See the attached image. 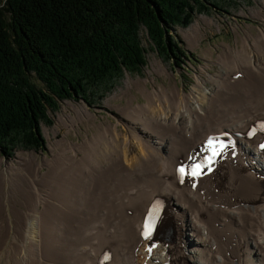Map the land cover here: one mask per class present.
Here are the masks:
<instances>
[{"label":"bare ground","instance_id":"1","mask_svg":"<svg viewBox=\"0 0 264 264\" xmlns=\"http://www.w3.org/2000/svg\"><path fill=\"white\" fill-rule=\"evenodd\" d=\"M259 33L247 35L243 49L227 52L219 61L221 75L201 77L190 93L175 86L148 94L146 84H137L150 105L152 97L159 101L151 112L143 108L141 119L129 115L143 136L137 138V149V129L128 128L129 159L119 160L122 140L116 138V148L100 132L83 161L66 163L65 149L44 174L43 165L35 163L19 169L22 180L0 173V264H98L106 252L113 258L110 264H162V259L172 264H264V160L255 150L262 136L239 138L240 155L210 176L183 182L176 176V166L204 148L208 136L245 134L264 121V31ZM248 48L259 59L253 61ZM224 98L236 103L230 114ZM177 105L182 110L176 118ZM147 114L154 119H144ZM102 158L104 164L98 161ZM87 163H97L90 165L91 174ZM75 168L81 171L77 192L71 187ZM156 198L168 208L162 233L168 247L155 240L160 246L147 261L145 242L135 263L142 218Z\"/></svg>","mask_w":264,"mask_h":264},{"label":"trees","instance_id":"2","mask_svg":"<svg viewBox=\"0 0 264 264\" xmlns=\"http://www.w3.org/2000/svg\"><path fill=\"white\" fill-rule=\"evenodd\" d=\"M216 1L0 0V153L42 151V127L61 103L92 105L111 81L146 67L142 32L161 58L186 56L173 29Z\"/></svg>","mask_w":264,"mask_h":264},{"label":"rangeland","instance_id":"3","mask_svg":"<svg viewBox=\"0 0 264 264\" xmlns=\"http://www.w3.org/2000/svg\"><path fill=\"white\" fill-rule=\"evenodd\" d=\"M212 4L215 8H211V11L206 15H196L189 28L177 27L173 29V37L175 40L181 41L180 46L186 56H179L180 60L161 58L156 51L150 48L146 32H142V44L148 51L146 67L140 72L134 74L127 72L122 79L111 81L110 84H114V88L108 93L103 92V98L96 95L93 98L96 102L92 105H88L82 100L61 103L58 112L53 115L50 114L53 125L42 127L46 139V146L43 151L29 150L20 145L21 147L14 148L9 156L0 153V173H10L16 179L22 180L21 173H18L19 169L28 163H35L41 167L43 165L40 172L44 174L42 170L47 168L49 164L54 165L52 161L54 157L62 158V151L65 149L64 161L66 163L76 159H78L77 162L83 161L82 158L87 152L85 150L96 144L91 145L90 142L100 132L104 133L108 144L116 148L119 146L116 138L122 140L123 143L120 144L121 158L119 160L124 159V157L129 159V155L125 153L128 128L137 129L134 131L135 136L133 138L137 149H139L137 138L143 137L141 126L133 125L128 120L130 119L129 115L135 119H141L139 113L142 109L151 112L159 101V98L152 97L154 103L150 105L136 88L137 84L140 86L146 84L148 94L155 92L153 88L164 90L168 88L172 91L175 86L179 87L182 92L190 93L193 85L201 77L210 79L213 75H221L219 61H224L223 57L227 55V52L233 53L238 49H243V42L247 35H260L259 31H264V0H239L237 2L218 0ZM248 53V55L254 56L255 51L248 48ZM255 57L257 55L254 56L253 61H255ZM257 59L259 58L257 57ZM180 91H176L178 97H180ZM233 100L234 98H224L223 106L228 110V114L233 112L232 109L236 105ZM228 102H231V107L227 106ZM130 103L134 105H130ZM196 104L197 102H194V106ZM126 108L127 111L124 110ZM179 110H182L181 105H177L175 108L176 118L181 115ZM143 118L154 119L149 114ZM186 118L189 120V113H187ZM115 127L119 129L116 130ZM114 130L119 135L116 133L113 138ZM112 154L118 156L116 153ZM40 159H42L41 162ZM98 161L102 164L105 163L103 158ZM121 163L124 164L123 161ZM95 164L97 163H90L93 168H95ZM90 165L85 164V169L89 174L93 170ZM47 171L48 169L45 170V172ZM80 177L81 171L75 168L72 175L73 185L71 186L75 192L80 188L77 184ZM86 216L88 220H91L90 212Z\"/></svg>","mask_w":264,"mask_h":264},{"label":"snow or ice","instance_id":"4","mask_svg":"<svg viewBox=\"0 0 264 264\" xmlns=\"http://www.w3.org/2000/svg\"><path fill=\"white\" fill-rule=\"evenodd\" d=\"M261 129L264 130V124H261ZM252 133H250L251 135ZM231 146L230 144H225L222 140L219 139V137H209L207 141V148L206 150L210 152V155L205 158L204 161H201L200 163H194L189 168L187 174L192 177H199L204 167L210 166L214 162V158L219 156L225 148ZM261 148H264V144L260 146ZM211 168L209 167V171ZM185 168L180 167L178 169V173L183 177L185 175ZM195 186V185H193ZM159 213H160V206L159 204H154L153 207L150 209L148 216L145 219V223L143 226V232L142 236L144 239L149 240L152 237V234L155 230L156 223L159 219ZM152 247H155V245H152ZM152 247L148 248V252L151 253ZM105 259H108V257H105Z\"/></svg>","mask_w":264,"mask_h":264}]
</instances>
